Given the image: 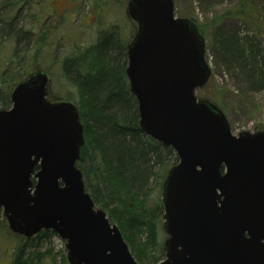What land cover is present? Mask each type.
<instances>
[{"label": "water", "instance_id": "obj_1", "mask_svg": "<svg viewBox=\"0 0 264 264\" xmlns=\"http://www.w3.org/2000/svg\"><path fill=\"white\" fill-rule=\"evenodd\" d=\"M173 0H128L133 34L125 74L138 130L173 149L162 180L158 264H264V130L232 133L221 108L199 98L211 77L205 38ZM36 71L0 108V209L8 230L64 241L67 264H140L118 226L96 207L77 162L85 144L78 108L52 95ZM52 95V96H50Z\"/></svg>", "mask_w": 264, "mask_h": 264}, {"label": "trees", "instance_id": "obj_2", "mask_svg": "<svg viewBox=\"0 0 264 264\" xmlns=\"http://www.w3.org/2000/svg\"><path fill=\"white\" fill-rule=\"evenodd\" d=\"M109 1L104 0L103 4ZM245 11V0H242L236 12L241 16ZM54 14L44 0H0V50L6 46L12 53L7 61H0V85L5 87L10 83L8 91H0V108L10 106V91L16 82L36 71L48 72L38 66L31 71L20 69L24 67L22 61L26 57L34 61L44 53L50 38L45 21L47 17L53 20ZM246 17L249 19L251 15ZM202 28L199 27L201 32ZM110 30H104L93 45L79 53L81 57H87V64L92 68L78 84L82 89L77 91L78 99L74 102L66 95L53 92L52 95L71 100L79 110L85 144L77 165L94 204L118 226L137 262L158 264L164 259L162 245L158 242L163 210L158 203L153 205L149 182L154 178L161 189L165 173L178 160L172 148L138 130L136 100L128 88L123 91L121 87V69L112 68L120 67L124 42L119 45V37L114 29ZM218 46L220 54L230 64L240 59L243 66L247 63L236 42L230 38L221 39ZM102 62L106 63L105 71L94 73ZM65 66L63 59L61 77L67 79ZM16 72L20 73L14 79ZM77 74L74 70L71 77ZM106 94L108 97L103 100ZM55 236L53 231L43 230L31 238L18 237L8 264H67L64 250L55 252L49 245Z\"/></svg>", "mask_w": 264, "mask_h": 264}, {"label": "rangeland", "instance_id": "obj_3", "mask_svg": "<svg viewBox=\"0 0 264 264\" xmlns=\"http://www.w3.org/2000/svg\"><path fill=\"white\" fill-rule=\"evenodd\" d=\"M44 1L49 3L56 15L53 20L47 17L45 21V25H48L50 30L48 40L50 45L47 44L44 53L34 61L29 56L26 57L25 61H22L24 67L20 71L23 69L31 71L36 66L48 70L51 91L56 95H66L75 102L78 99L77 90L69 86L66 79L61 77L62 61L69 53L93 45L104 30L114 29L116 35L121 38L120 42H124L125 45L132 32V24L125 15L126 0H110L105 4H103L104 0ZM173 1L175 16L192 18L199 27L203 26L205 58L211 68V77L205 87L196 91V96L210 99L221 108L232 133L264 130V0H245L246 11L245 15L241 16L236 11L242 0ZM246 15H251V18L248 19ZM224 38L236 42L242 58L247 62L245 66L241 59L230 64L222 57L218 43ZM1 49L3 50H0V61H7L12 55L11 51L6 46ZM119 59L120 67H126V56L124 57L122 53ZM100 65L101 67L98 65L94 69V73L105 71L106 63L102 62ZM75 66L86 75L88 69L92 68L87 64V57L77 61ZM120 67L112 68L120 69ZM19 73H13L14 79ZM9 84L5 87L0 85V91H8ZM107 97V94L104 95L103 100ZM157 170L158 167L155 168V171ZM149 187L153 205L158 203L162 206L160 183L152 178ZM2 219L0 209V222ZM2 222L3 227L0 223V264H8L12 258V249L18 244V236L8 231L4 220ZM165 238L166 234L161 229L158 233L159 244L162 245ZM49 245L55 252L60 250H64V254L66 252L64 241L57 235L52 238Z\"/></svg>", "mask_w": 264, "mask_h": 264}, {"label": "flooded vegetation", "instance_id": "obj_4", "mask_svg": "<svg viewBox=\"0 0 264 264\" xmlns=\"http://www.w3.org/2000/svg\"><path fill=\"white\" fill-rule=\"evenodd\" d=\"M36 19V18H35ZM34 19V20H35ZM132 32H133V26H132ZM121 39V38H120ZM120 39H119V45L122 46V41L120 42ZM126 43L125 45H123V52L124 54H126ZM77 49V48H76ZM82 52V49L79 48L77 51H75L74 53H69L68 56H66L64 59L66 61V66H65V70L68 72V77L66 79L67 83L69 86L75 88L77 91L82 90L79 86L78 88V84L80 82L81 79H85L87 77V75L83 72H80L77 68H76V62L83 59L84 57H81L79 55V53ZM121 69V74H120V83H121V87L123 89V91L125 90V88H128L129 89V85H128V80H127V77H126V74H125V67L122 68L120 67ZM77 71L78 74L77 76L75 77H71V72L72 71Z\"/></svg>", "mask_w": 264, "mask_h": 264}]
</instances>
